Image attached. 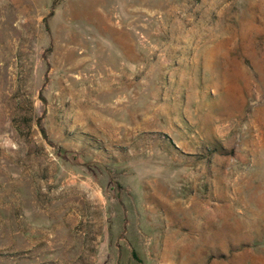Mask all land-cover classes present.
Masks as SVG:
<instances>
[{
  "label": "rangeland",
  "instance_id": "obj_1",
  "mask_svg": "<svg viewBox=\"0 0 264 264\" xmlns=\"http://www.w3.org/2000/svg\"><path fill=\"white\" fill-rule=\"evenodd\" d=\"M0 264H264V0H0Z\"/></svg>",
  "mask_w": 264,
  "mask_h": 264
}]
</instances>
